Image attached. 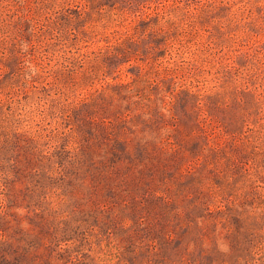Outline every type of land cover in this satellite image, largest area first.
I'll return each mask as SVG.
<instances>
[{"label":"rangeland","instance_id":"1","mask_svg":"<svg viewBox=\"0 0 264 264\" xmlns=\"http://www.w3.org/2000/svg\"><path fill=\"white\" fill-rule=\"evenodd\" d=\"M0 264H264V0H0Z\"/></svg>","mask_w":264,"mask_h":264}]
</instances>
